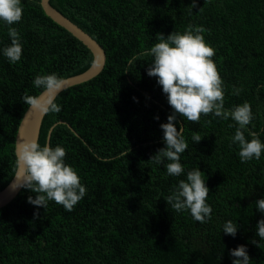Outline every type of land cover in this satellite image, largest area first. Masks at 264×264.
<instances>
[{
    "label": "trees",
    "instance_id": "obj_1",
    "mask_svg": "<svg viewBox=\"0 0 264 264\" xmlns=\"http://www.w3.org/2000/svg\"><path fill=\"white\" fill-rule=\"evenodd\" d=\"M21 3L22 20L12 25L23 49L16 63L3 55L11 39L9 26L0 21V191L16 170L15 134L28 107L22 98L42 91L33 86L35 77L55 73L66 79L92 62L90 51L44 14L40 0ZM49 3L105 53L96 77L57 95L61 111L44 115L37 139L44 146L53 127L49 145L65 148V163L77 171L86 195L72 211L54 201L44 209L28 203L35 194L22 187L0 208V264H232L230 252L240 245L250 264H264V239L257 236L264 214L255 205L264 199V153L241 162L231 139L238 125L231 119L209 114L195 123L177 116L188 148L180 159L184 173L169 176L170 161L149 160L166 147L160 125L173 109L157 78L147 75L152 57L128 64L158 42L157 34L167 38L189 25L203 27L206 43L215 49L225 110L249 103L248 131L264 143V0H196V7L193 0ZM234 88L243 91L234 95ZM193 133L202 138L198 144ZM197 168L205 175L212 208L203 224L166 203ZM229 220L238 225L235 237L223 233Z\"/></svg>",
    "mask_w": 264,
    "mask_h": 264
},
{
    "label": "clouds",
    "instance_id": "obj_2",
    "mask_svg": "<svg viewBox=\"0 0 264 264\" xmlns=\"http://www.w3.org/2000/svg\"><path fill=\"white\" fill-rule=\"evenodd\" d=\"M192 5L196 7V0ZM23 7L21 0H0V21L8 25L9 46L3 49V55L11 62L20 61L22 44L17 28L12 25L22 20ZM203 27L189 25L183 33L172 32L165 38L157 34L158 42L150 48L128 60L132 65L141 57H152L147 75L157 78L167 101L173 109V114L167 117V123L160 127L164 133L166 147L153 155L149 162L157 165L165 160L169 176L179 177L184 173L180 163L181 154L186 151L188 144L184 138V127L177 130V116L184 117L190 122L198 123L201 116L214 114L223 120L231 119L235 122V134L231 138L233 144L239 145L241 162L260 159L264 153V143L256 132L248 131L253 115L251 105L247 102L231 110L224 108L223 80L213 60L215 49L204 39ZM64 81L55 73L37 75L33 81L35 88L41 89L40 96L25 94L22 98L28 109L45 114L59 113L61 107L54 102L63 90ZM242 88H234L233 94L239 95ZM158 120L159 117H156ZM229 127H233L232 124ZM248 131L250 140L246 139ZM192 140L198 144L202 138L193 133ZM66 150L62 146L52 147L45 143L41 146L36 140H28L18 144L16 150V164L19 174L16 177L18 187H23L35 194V198L28 197V203L46 209L49 201L72 211L74 206L86 195V187L82 185L77 171L65 163ZM129 152L121 153L128 156ZM205 175L198 168L187 173L186 180H180L178 185L167 197L166 203L176 212L187 210L193 219L199 223H206L211 219L212 208L206 203L209 189L206 186ZM256 209L264 214V199L255 202ZM35 213L34 217H38ZM238 225L231 220L223 225V233L232 237L237 234ZM257 236L264 239V219L257 224ZM252 243L257 245L256 240ZM258 246V245H257ZM234 257L232 264H250L251 260L247 248L238 246L230 252Z\"/></svg>",
    "mask_w": 264,
    "mask_h": 264
},
{
    "label": "water",
    "instance_id": "obj_3",
    "mask_svg": "<svg viewBox=\"0 0 264 264\" xmlns=\"http://www.w3.org/2000/svg\"><path fill=\"white\" fill-rule=\"evenodd\" d=\"M50 0H40V6L44 12V14L49 17L54 23L58 26L62 27L68 33H70L74 38L80 41L91 53L92 62L90 67L75 76L68 77L63 79V90L70 88L72 86L87 82L92 78L96 77L103 69L105 64V53L102 47L86 32H84L80 27L66 18L63 14L53 8L50 3ZM61 91V92H62ZM60 92V93H61ZM38 94V96H40ZM57 96H55L56 98ZM54 98V99H55ZM45 113L35 110L27 109L22 115V118L17 127V131L15 134L14 141V155L16 158V150L17 146L20 143H23L28 140H36L38 139L40 125ZM53 127L48 130L45 143L49 144L50 133ZM19 174V170L16 164L15 173L10 180V182L0 191V208L6 206L10 203L21 191L22 187H18V181L16 177Z\"/></svg>",
    "mask_w": 264,
    "mask_h": 264
},
{
    "label": "bare ground",
    "instance_id": "obj_4",
    "mask_svg": "<svg viewBox=\"0 0 264 264\" xmlns=\"http://www.w3.org/2000/svg\"><path fill=\"white\" fill-rule=\"evenodd\" d=\"M116 17V16H115ZM111 21V20H110ZM117 30V29H116ZM3 36V35H2ZM223 48V47H222ZM254 130V129H253ZM263 133V132H262Z\"/></svg>",
    "mask_w": 264,
    "mask_h": 264
}]
</instances>
